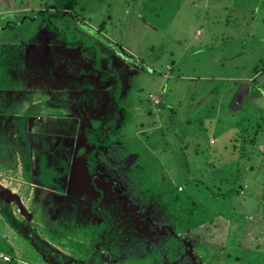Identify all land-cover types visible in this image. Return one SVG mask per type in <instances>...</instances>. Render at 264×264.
I'll return each instance as SVG.
<instances>
[{
  "label": "rangeland",
  "instance_id": "374dc122",
  "mask_svg": "<svg viewBox=\"0 0 264 264\" xmlns=\"http://www.w3.org/2000/svg\"><path fill=\"white\" fill-rule=\"evenodd\" d=\"M53 4L0 0V264H84L82 244L103 243L91 213L99 190L120 199L154 157L185 194L183 223L187 194L199 202L196 221L179 230L200 224L189 234L217 242L221 264H255L264 254V0H76L53 19L66 39L95 45L98 66L120 80L132 113L130 134L98 149L93 172L85 130L120 122L115 81H103L88 50L45 30L42 12ZM146 134L152 138L142 144ZM236 161L248 167L238 197L215 206L204 187L183 186L185 178L212 185L236 176ZM203 163L216 178L201 174ZM165 215L152 206L142 212L147 222L131 220L130 234L146 244L151 237V249L137 253L128 241L117 251L123 230L115 228L96 264H151L152 245L174 227ZM184 243L177 264L220 263Z\"/></svg>",
  "mask_w": 264,
  "mask_h": 264
},
{
  "label": "trees",
  "instance_id": "16d2710c",
  "mask_svg": "<svg viewBox=\"0 0 264 264\" xmlns=\"http://www.w3.org/2000/svg\"><path fill=\"white\" fill-rule=\"evenodd\" d=\"M76 3V0H54V8L55 10H47L45 9L44 12H42L41 19L43 23H45V30L47 32H52L55 34L58 38H60L64 43L70 46H76L80 45L81 49L83 50H88V52L91 54L93 62L92 66L97 69L98 72L102 74L103 81H105L108 78H113L115 81L114 87L111 91V97L112 101L114 103V107L116 111H121L122 112V118L119 123H111L110 127L103 130L100 128H93V129H87L85 130V137L86 141L90 146H92V149L86 154V164L90 172H93L94 169L96 170V166L98 164V149L100 147H109L111 146L112 143H114L116 140L119 139V137L123 134H130L128 130V124L132 119V113L130 110V106L126 105L123 100H122V91H121V82L118 80L117 77L111 72L102 70L98 66V53L96 52V47L91 46L86 44L84 41L79 40V39H73V40H68L66 39L65 34L63 33V30H60V28L57 27L56 23L57 21H53V19L57 18L56 20H60L62 17H64V12L66 11L65 7H72ZM15 12H9L5 16H14ZM20 14V13H19ZM26 14V13H22ZM22 14H20L19 18L22 17ZM23 18V17H22ZM65 20V19H64ZM11 29L12 26H9ZM30 29V28H29ZM98 38V37H97ZM103 39V37H102ZM98 40V39H97ZM105 40V39H104ZM107 41H109L107 39ZM109 45L113 46L114 44L109 41ZM119 51V50H118ZM159 104V103H158ZM163 104H159V108ZM264 120V119H263ZM259 124V122H258ZM22 125V127H21ZM20 125V128L23 131V124ZM6 129V127H5ZM246 128L243 129L245 131ZM154 132H151L150 134L153 135ZM24 134V133H23ZM150 134H146L141 138V143L145 144L146 142L150 143V137L152 136ZM244 136V134H243ZM26 141V150L27 153L29 151V142L27 139ZM145 140V141H144ZM245 144L246 141L244 142ZM253 144L255 142H252ZM141 145V144H140ZM144 145H141L140 147L143 148ZM244 147V152L241 153V155H245L246 152V147ZM133 150H140L137 147H132ZM145 148V147H144ZM145 150V149H144ZM124 152L127 151L126 153H130L131 155L134 154L135 152L128 151V150H123ZM186 151L184 152V156L187 158ZM107 155H102V159L106 158ZM238 160V159H236ZM217 160H215L216 162ZM234 162V160H232ZM239 161H241L239 159ZM239 161L237 162V172L236 176H232L230 178H219V184L216 182H213L212 185L208 184L206 181H204L200 177H194V178H185L183 182V186L185 187L186 184L192 185L196 187V189H200L199 187H204L206 191L209 192V196H206L208 198H211L212 200L211 203L215 202L212 205L217 206L216 202H219L220 200L224 201L228 198H234L240 196L243 192L244 189V183L243 179L246 177L245 175L247 174L245 165L240 166ZM125 162H123L124 164ZM185 164V163H184ZM187 167V172L191 173L190 171L192 168L188 167L187 164H185ZM200 170H205V172H201V174L210 176V179L216 178L215 175L209 173L211 170L210 165L207 163H203L200 165ZM107 168V167H106ZM253 168V166H251ZM143 170L141 173L138 174V178L132 183L128 185V187H125V193L121 195V198H113L110 197L109 194L104 193L103 191L99 190V196L97 199L93 200L92 208H91V213H93L97 218L100 219L101 224L100 227L103 229L102 233V240L103 243L99 244L97 247H92L89 244H82L83 245V253L85 257H88L87 260L84 262V264H96V260L105 253H108V246L110 242V236L111 232L113 230H116L115 228H121L123 232L121 233V236L118 239V250L119 252L125 251V243H128V241L135 243L134 249L137 250V253L142 252V250L145 251V249L149 248L151 249V246H149V243L152 242V238L150 237V241L147 242V244L142 241L140 236H135L133 234H130L133 231V228L130 226H133L131 223L132 219H140L141 221H146V218L142 216V212L148 213V211L151 209L152 206H156L160 210H162L166 215L164 216V220L169 219V223L173 224L174 227L168 231H171L169 233V236L165 239V241L160 243V240L157 243L152 245V254L151 257H153V261H151V264H166L167 260L168 262L171 263H176L178 262L179 258V248H180V242L188 245L192 244L193 248L196 250V248H201L205 254L211 255L212 259H214V262H220L219 256L220 252H216L214 248H216L217 242L212 241V240H204L203 238L200 239V237H196L192 234H189L190 231H193L194 229L197 228L200 224L196 225L193 224L194 226L192 227L189 231V228H187L185 231H180L178 226L180 224H191L192 222L196 221L195 215H192V211H196V209L199 207V202H196L195 200H191V196L187 194V196L190 199L189 200V216L187 217V222L188 223H183L185 221V216L183 213H181V209L178 207V204L180 201L184 200L183 198H186L184 195V192L182 191V188L180 189L179 185L177 183H174L173 180L170 178V173L165 165H163L160 160L157 157L151 158V160L146 163V166H143ZM245 170V171H244ZM139 179V182H138ZM242 179V180H241ZM242 181V182H241ZM225 183L229 184L227 187ZM180 184V183H179ZM179 189L181 191H179ZM188 191H190L187 188ZM208 195V194H207ZM118 197V196H117ZM193 197V196H192ZM66 203L68 201V198L65 197ZM67 205V204H66ZM219 206V205H218ZM224 206V204H223ZM217 214L219 216H223L222 214L225 210H222V207ZM169 208V210H168ZM203 208H200V211L203 210ZM223 209H227V206H225ZM205 210V209H204ZM258 211V210H257ZM262 211V210H261ZM257 213V212H256ZM259 213H261L259 211ZM196 214V213H195ZM134 219V220H135ZM214 218H210L209 221H212ZM127 227V229H126ZM149 227L151 229H154L151 227L149 223ZM126 229V230H125ZM156 231V230H155ZM162 232V231H161ZM175 232V235L172 234ZM88 233V231H86ZM163 233V232H162ZM155 239V238H154ZM219 244V243H218ZM221 244V243H220ZM222 246H225V244H221ZM212 252V254H211ZM214 253V255H213ZM134 256V255H133ZM2 257L5 258V255ZM150 257V258H151ZM219 257V258H217ZM120 258V257H118ZM224 258V257H223ZM161 260L160 262H157L158 260ZM216 259H218L216 261ZM9 264H16L13 261H7ZM221 261L220 263H215V264H221L223 263ZM255 264H264V254H259L257 258L254 261Z\"/></svg>",
  "mask_w": 264,
  "mask_h": 264
},
{
  "label": "built area",
  "instance_id": "2783aa9c",
  "mask_svg": "<svg viewBox=\"0 0 264 264\" xmlns=\"http://www.w3.org/2000/svg\"><path fill=\"white\" fill-rule=\"evenodd\" d=\"M7 259V257H5Z\"/></svg>",
  "mask_w": 264,
  "mask_h": 264
}]
</instances>
